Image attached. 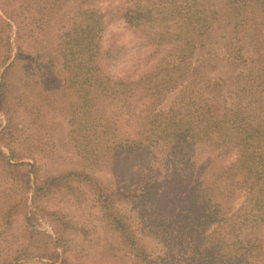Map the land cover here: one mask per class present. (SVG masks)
<instances>
[{
	"label": "trees",
	"instance_id": "trees-1",
	"mask_svg": "<svg viewBox=\"0 0 264 264\" xmlns=\"http://www.w3.org/2000/svg\"><path fill=\"white\" fill-rule=\"evenodd\" d=\"M102 1L22 0V26L1 7L15 26L16 47L21 30L23 43L29 31L37 39L38 29L59 23L53 40L38 47L46 56L57 51L63 67L73 70L74 85L84 89L81 100L88 112L103 110L104 121L110 124L115 115L142 109L138 130L145 137L124 138L123 165L130 161L124 173L137 175L145 170L142 167L148 171L158 167L151 184L112 186L94 182L78 170L39 178L34 164L25 162L30 166L21 170L23 191L30 192V204L24 203L26 232L32 236L34 223L47 216L54 231L52 237L41 233L49 238L50 247L39 258L50 264H73L57 211L38 203L70 178L95 187L105 227L132 264H247L260 257L264 253V0H108L104 8ZM108 17L121 18L132 32L140 33L132 48L144 50L142 69L110 73L126 46L102 45ZM152 18L157 23L177 20L179 37H166L169 31L163 26L148 29ZM12 48L9 39L0 53V112L7 119L0 134L7 138L9 150L6 155L0 149V157L9 166L14 164L10 160L23 158L11 147L15 110L8 92L18 55L11 56ZM173 91L166 109H159ZM30 96L22 92L24 102ZM110 126L103 131L112 132ZM148 201L152 209L174 211L170 227L177 232L164 234L158 220L149 219V225L140 227L125 212L146 217L152 211L146 210ZM176 237L180 245L173 243Z\"/></svg>",
	"mask_w": 264,
	"mask_h": 264
},
{
	"label": "rangeland",
	"instance_id": "rangeland-1",
	"mask_svg": "<svg viewBox=\"0 0 264 264\" xmlns=\"http://www.w3.org/2000/svg\"><path fill=\"white\" fill-rule=\"evenodd\" d=\"M107 1L103 0L101 7H106ZM91 6H95V3ZM1 7L13 13L22 26V0H0V53L9 39L13 45L11 56L18 53L15 68L10 74L8 95L12 109L15 110L11 113L10 120V127L14 132L11 147L16 155L23 158L10 160L14 164L9 166L7 160L0 157V264H50L46 259L39 258V254L50 247L46 235L52 237L54 234L49 216L46 219L39 218L34 223L32 236H28L26 232L29 227L24 221V203L30 204V192L28 194L23 191L25 188L22 187L21 170L22 167L26 169L30 166L25 162L34 164L39 178L47 174L78 170L89 175L93 181L96 179L112 186L127 182L151 184L157 176L154 171L158 167H149V171L148 167H142L145 170L137 175L132 174L135 171L124 173V169L130 165L129 160L123 165L124 138L145 137L138 130L143 124L142 113L139 115L142 109H130L120 116L115 115L110 124L104 121L107 115L103 110L97 114L88 112L87 105L81 100L84 89L74 85L73 70L63 67V58L61 55L56 56L57 51L46 56L42 49L45 43L53 40L59 23L51 22L50 24L56 25L38 29V41L30 36L32 31H29L22 43L21 30L19 46L16 47L15 26L11 27L12 20L6 18ZM152 20L153 18L146 25L148 29L154 27L153 30H160L156 27L163 26L170 33L166 37H179L176 36L177 20L162 23ZM138 36L140 33L132 32L123 19L108 17L102 32V45L126 46L121 57L110 67L112 75H121L127 69H142L144 50L132 48V43L137 42ZM38 45L42 47L39 48ZM37 51L42 55L38 56V60L35 56ZM23 91L31 95L27 102L22 99ZM175 94V91L169 93L159 109H166ZM100 105L104 103L100 102ZM107 113L113 115L111 111ZM150 119L151 117L148 118ZM6 123V116L0 112V128ZM106 125H111L113 131H103ZM6 142L7 138L0 134V149L7 155L9 150L5 146ZM148 160L152 161L153 158ZM20 161L22 162L19 164ZM240 201L242 199L237 200L235 207ZM38 203L47 210L57 211L63 222L61 226L66 235L68 257L73 264H132L121 250L116 236L105 227L96 189L88 181L70 178L60 188L53 189L46 197L39 199ZM145 207L146 210H152L145 214L146 217L123 210L140 227L146 222L149 225V219L151 222L158 220L156 225L162 223L160 229L164 234L177 232V228L172 230L170 227L175 223L172 218L174 211L165 212L160 210L161 207L152 209L150 201L145 203ZM179 241L180 237H176L173 243L180 245ZM247 264H264V253L258 258H251Z\"/></svg>",
	"mask_w": 264,
	"mask_h": 264
}]
</instances>
